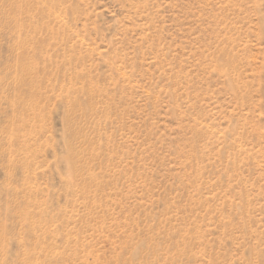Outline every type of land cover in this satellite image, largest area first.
I'll use <instances>...</instances> for the list:
<instances>
[{
	"label": "rangeland",
	"instance_id": "obj_1",
	"mask_svg": "<svg viewBox=\"0 0 264 264\" xmlns=\"http://www.w3.org/2000/svg\"><path fill=\"white\" fill-rule=\"evenodd\" d=\"M0 264H264V0H0Z\"/></svg>",
	"mask_w": 264,
	"mask_h": 264
}]
</instances>
